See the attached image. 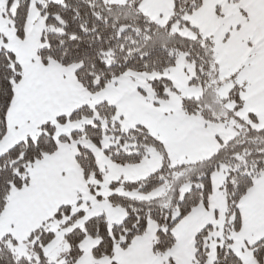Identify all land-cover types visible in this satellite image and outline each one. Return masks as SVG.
<instances>
[{
    "label": "snow or ice",
    "instance_id": "1",
    "mask_svg": "<svg viewBox=\"0 0 264 264\" xmlns=\"http://www.w3.org/2000/svg\"><path fill=\"white\" fill-rule=\"evenodd\" d=\"M0 264H264V0H0Z\"/></svg>",
    "mask_w": 264,
    "mask_h": 264
}]
</instances>
